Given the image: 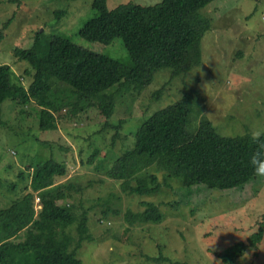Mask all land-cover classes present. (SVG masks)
I'll return each mask as SVG.
<instances>
[{
  "label": "rangeland",
  "instance_id": "1",
  "mask_svg": "<svg viewBox=\"0 0 264 264\" xmlns=\"http://www.w3.org/2000/svg\"><path fill=\"white\" fill-rule=\"evenodd\" d=\"M161 1L108 0V7L153 6ZM94 2L0 0V65H10L13 80L27 88L32 82L26 75L30 65L20 62L13 50L30 48L40 34L41 42L64 36L131 66L122 39L105 45L80 36L81 29L97 17ZM202 14L212 28L200 44V65L173 80L170 70H160L141 90L125 86L111 121L94 109L75 119L60 117L57 130L42 132V106L36 101L28 106L13 101L0 105V208L28 193L33 171L54 159L67 168L52 186L68 191L60 202L69 203L80 217L89 213L91 239L78 251L85 264H224L217 253L225 256L235 243H248L264 215V177L241 190L198 186L184 194L179 181L166 180L152 167L145 174L158 176L160 190L139 196L109 176L118 158L134 148L138 128L184 99L191 110L190 132L203 118L227 137L264 128V0H215ZM30 165L35 166L31 172ZM21 172L24 181L18 179ZM141 202L157 205L162 221L130 224L126 214L143 212ZM37 203L41 209L40 194ZM71 232L77 236L75 228ZM233 264H264V239L258 249L237 257Z\"/></svg>",
  "mask_w": 264,
  "mask_h": 264
},
{
  "label": "trees",
  "instance_id": "2",
  "mask_svg": "<svg viewBox=\"0 0 264 264\" xmlns=\"http://www.w3.org/2000/svg\"><path fill=\"white\" fill-rule=\"evenodd\" d=\"M213 1L162 0L153 6L127 3L110 10L108 0H95L97 17L81 29L80 36L105 45L122 39L132 65L78 46L64 36L41 42L38 34L30 48L13 50L20 62L30 65L26 75L32 82L27 88L13 80L10 65H0V105L13 101L28 106L36 101L42 106V132L57 130L60 117L75 119L94 109L102 119L111 121L125 86L141 90L160 70H170L173 80L200 65V44L212 28L202 12ZM8 24L10 21L5 27ZM113 88L117 89L110 92ZM190 117L187 99L155 113L138 128L134 148L118 158L109 176L121 181L125 191L139 196L160 190L158 176L145 174L152 167L166 180L179 181L184 194L198 186L212 191L241 190L260 178L248 163L255 147L250 135L222 136L207 118L190 132ZM33 168L30 165V172ZM33 172L30 191L9 207L0 208V264H85L78 251L91 239L89 213L76 215L73 206L60 202L67 198V190L52 187L57 177L66 175V166L51 159ZM25 178L24 172L18 176L20 181ZM13 186L16 190L17 185ZM141 205L143 212L126 214L130 224L162 221L157 205ZM74 228L77 236L71 232ZM263 239L264 215L249 244L235 243L225 256L217 255L224 264H233L237 257L258 249Z\"/></svg>",
  "mask_w": 264,
  "mask_h": 264
},
{
  "label": "clouds",
  "instance_id": "3",
  "mask_svg": "<svg viewBox=\"0 0 264 264\" xmlns=\"http://www.w3.org/2000/svg\"><path fill=\"white\" fill-rule=\"evenodd\" d=\"M250 137L255 147L249 156L248 163L254 175L264 177V128L253 129Z\"/></svg>",
  "mask_w": 264,
  "mask_h": 264
}]
</instances>
